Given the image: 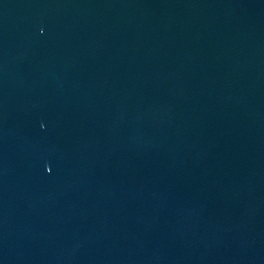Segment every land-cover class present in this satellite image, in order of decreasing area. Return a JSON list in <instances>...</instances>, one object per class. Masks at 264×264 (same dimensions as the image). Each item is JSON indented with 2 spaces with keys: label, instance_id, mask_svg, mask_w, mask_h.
I'll return each mask as SVG.
<instances>
[{
  "label": "water",
  "instance_id": "water-1",
  "mask_svg": "<svg viewBox=\"0 0 264 264\" xmlns=\"http://www.w3.org/2000/svg\"><path fill=\"white\" fill-rule=\"evenodd\" d=\"M0 264H264V0H0Z\"/></svg>",
  "mask_w": 264,
  "mask_h": 264
}]
</instances>
